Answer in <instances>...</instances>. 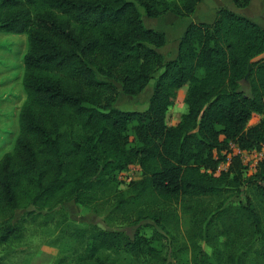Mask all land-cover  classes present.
Segmentation results:
<instances>
[{"label": "trees", "instance_id": "1", "mask_svg": "<svg viewBox=\"0 0 264 264\" xmlns=\"http://www.w3.org/2000/svg\"><path fill=\"white\" fill-rule=\"evenodd\" d=\"M201 1L0 0V32L28 39L20 131L0 159V246L22 236L18 211L35 222L74 202L125 224L68 230L77 264H118L115 253L156 260L161 251L140 228H178L180 206L191 216L192 264H210L201 242L217 264H264V162L247 176L235 158L216 175L230 143L264 144V28L221 8L213 23H191L165 61L166 34L143 21L189 18ZM155 76L147 110L115 107L118 85L138 97ZM185 87L187 111L169 126ZM133 165L141 177L121 189L117 176ZM245 185L246 201L230 204Z\"/></svg>", "mask_w": 264, "mask_h": 264}, {"label": "rangeland", "instance_id": "2", "mask_svg": "<svg viewBox=\"0 0 264 264\" xmlns=\"http://www.w3.org/2000/svg\"><path fill=\"white\" fill-rule=\"evenodd\" d=\"M263 9L264 4L261 1H256L241 13L245 16L255 17L260 21V16H262L260 11ZM141 11L143 10L141 9ZM148 23L145 24L148 26ZM13 39L16 40L13 41ZM27 52L28 40L26 35L0 32V85H7L5 89L0 91V100L10 98L15 101L18 99L14 96H17L21 100L17 102L18 106L22 105L23 100L26 99L22 81L24 77L23 59ZM156 76L138 97L123 94L121 86L118 85L121 93L115 107L123 111L147 110L149 100L153 94ZM181 98L178 97L177 102L168 112L167 124L169 126L176 125L181 116L187 111L184 98ZM12 110L9 111V116L6 115V118L0 119V155H5L14 148L19 135V116L16 117V110ZM260 118L254 116L249 126L257 124ZM225 152L226 150L224 154ZM225 162L226 159L222 161V163ZM250 171L252 172L250 174L256 172ZM250 174L247 176H250ZM140 177L141 169L137 165H133L127 171L121 172L117 176V180L120 182V188L125 189L131 181L138 180ZM247 189L246 185L242 187L240 192L231 196L229 203L232 205L244 203L248 197ZM215 204L214 202L213 205ZM24 212L25 210L18 211V217H25L26 219L22 236L0 246V255L3 254L6 258L5 264H77L75 250L78 248V241L69 234L70 229L72 230L74 227L86 228L93 223L100 224L103 228L117 229L125 226L120 221L116 222L107 220L104 217H95L91 214L90 209L74 202L66 203L50 216L43 215L35 222L31 220V217L26 216ZM177 212L180 217L178 228L159 230L160 234L156 236L154 228L146 226L140 228L141 234L151 238L153 246L161 251L159 259H142L138 261L125 253H115L113 254L115 261L118 264H192L191 253L186 246L188 242L187 231L191 227V216L185 214L180 206H178ZM200 245L210 255V264H217L213 250L205 242H201Z\"/></svg>", "mask_w": 264, "mask_h": 264}, {"label": "crops", "instance_id": "3", "mask_svg": "<svg viewBox=\"0 0 264 264\" xmlns=\"http://www.w3.org/2000/svg\"><path fill=\"white\" fill-rule=\"evenodd\" d=\"M256 1H261L264 4V0H253L250 5H252ZM249 5V6H250ZM248 6V7H249ZM247 7V8H248ZM221 8H228L238 15L247 17L260 26L264 28V9L260 11L262 13V16H260V21L255 19V17L245 16L241 12L244 11L246 8H237L232 0H202L200 4L198 5L195 13L189 17V18H180L176 16L175 14L169 13L161 18H149L143 13V21L144 24L146 22L148 23V26L145 24V26L149 29H153L159 32H163L167 36V45L163 48L159 49L161 54L164 56L165 61H171L177 58L178 56V46L180 38L185 33L186 29L191 23H213L216 18V13ZM169 29V31H168ZM168 31V32H167ZM16 39H13V41ZM28 40V39H27ZM20 44V43H19ZM10 85V83H8ZM149 86V85H148ZM7 85H0V91L2 89H5ZM186 93V87L183 88L179 92V99L185 98ZM14 98L18 99L15 101H12V99H2L0 100V119L6 118L10 115L9 111L16 110L15 116H19L21 107L26 99L23 100L22 105L17 106V102L21 101L17 96H14ZM11 111V113H13ZM7 115V116H6ZM180 120H178L179 122ZM3 123L5 121H2ZM11 144V143H10ZM10 147V146H9ZM4 155H0V159Z\"/></svg>", "mask_w": 264, "mask_h": 264}, {"label": "built area", "instance_id": "4", "mask_svg": "<svg viewBox=\"0 0 264 264\" xmlns=\"http://www.w3.org/2000/svg\"><path fill=\"white\" fill-rule=\"evenodd\" d=\"M263 147L264 144L261 150H243L236 143H230L229 148L225 152L226 162L219 166L216 175H219L223 170H227L235 158H238L242 166L245 167V175L252 173L250 170H253V172L257 171L261 163L264 162Z\"/></svg>", "mask_w": 264, "mask_h": 264}, {"label": "water", "instance_id": "5", "mask_svg": "<svg viewBox=\"0 0 264 264\" xmlns=\"http://www.w3.org/2000/svg\"><path fill=\"white\" fill-rule=\"evenodd\" d=\"M248 80H249V75L246 76V81H248Z\"/></svg>", "mask_w": 264, "mask_h": 264}]
</instances>
